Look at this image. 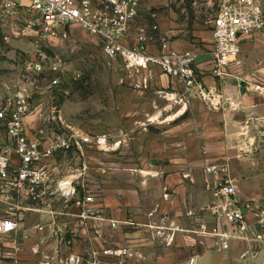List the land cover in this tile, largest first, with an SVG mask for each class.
Segmentation results:
<instances>
[{
    "label": "built area",
    "instance_id": "built-area-1",
    "mask_svg": "<svg viewBox=\"0 0 264 264\" xmlns=\"http://www.w3.org/2000/svg\"><path fill=\"white\" fill-rule=\"evenodd\" d=\"M139 12L140 0H0L2 40L27 39L33 49L20 83L0 101L4 136L0 144V202L7 207L0 214V235L23 230L26 215L22 211L35 214L32 228L44 249L39 252V264H148L132 247L108 244L99 225L90 239L98 245L83 252L74 249L75 241L85 234L87 222L107 220L110 228L119 224L102 216L95 197L85 189L84 165L55 168L49 163L59 152L83 154L82 146L91 139L69 128L52 136L42 131L28 134L26 118L32 95L56 88L65 73L61 56L48 55L45 49L65 34L67 26L77 25L99 39L107 64L119 62L130 72L143 71L145 82L158 71L178 84L183 94L189 96L195 90L214 106L196 66L201 53L194 47L174 48L163 34L159 44L152 45V33L158 27L140 23ZM210 26V72L212 77L223 79L227 68L237 62L240 43L252 34L264 33V7L259 0H218ZM250 89L264 94L260 84H252ZM206 169L210 172L215 167ZM205 182L210 197L196 233L212 237L215 247L225 251L232 241L244 243V253L264 244V205L240 201L227 179L222 183L207 178ZM185 264H195V257H189Z\"/></svg>",
    "mask_w": 264,
    "mask_h": 264
},
{
    "label": "rangeland",
    "instance_id": "rangeland-1",
    "mask_svg": "<svg viewBox=\"0 0 264 264\" xmlns=\"http://www.w3.org/2000/svg\"><path fill=\"white\" fill-rule=\"evenodd\" d=\"M217 2L140 0L138 21L158 27L152 33V45H158L160 34H163L171 41H184L203 53L206 70L199 78L205 90L210 85L219 87L225 81L240 83L238 77L251 85L264 86V33L252 34L245 39L249 43L243 45L240 55H251L253 59L242 64V72L239 73L240 68L234 62L227 68L226 77H212L208 55L211 47L210 19ZM259 2L264 7V0ZM162 24L165 30L159 29ZM45 51L48 55L61 56L65 73L56 88L32 95L31 110L26 118L28 134L42 131L52 136L69 128L88 135L91 142L82 146L83 154L59 152L55 160L62 166L84 165L86 170L82 180L85 189L103 204L110 216L115 217L117 199L121 204L128 199L133 203L138 202L141 190L137 184L145 179V167L158 168L165 158L168 159L167 164H172L169 156L175 158L177 152L182 154L187 147L192 148L189 146L194 136L192 134L198 130L192 126L194 117L190 113L179 117L181 100L164 92L170 89L169 83L168 87L163 83L146 87L142 71L130 72L119 62L107 64L101 53V41L77 25L67 26L65 34H60ZM32 53L29 40L14 38L6 43L0 36V101L18 86L21 72L25 63L32 58ZM42 83H46V80ZM191 94L205 106L206 103L210 104L207 99L198 96L195 90ZM185 119L191 125L184 129L181 123ZM3 140L0 124V144ZM196 150L198 152L200 149ZM199 152L203 155L202 150ZM200 160L204 162L202 180L205 182L208 178L223 183L225 177L220 169L214 166L215 170L208 172L205 169L207 162L202 157ZM170 171L165 174L167 180H178V174ZM4 209H7L6 205L0 202V214ZM125 212V220H120L122 222L111 234L122 246H130L135 231L123 223L129 217V213ZM21 213L26 214L23 211ZM26 215L27 226L20 234L0 235V264H39L41 261L40 253L36 252V245L30 239L31 234L22 235L25 230L31 232L32 217ZM136 232L142 235L144 231L139 227ZM152 243L161 254H171L160 245L158 239Z\"/></svg>",
    "mask_w": 264,
    "mask_h": 264
},
{
    "label": "crops",
    "instance_id": "crops-1",
    "mask_svg": "<svg viewBox=\"0 0 264 264\" xmlns=\"http://www.w3.org/2000/svg\"><path fill=\"white\" fill-rule=\"evenodd\" d=\"M161 28L165 30L166 27L162 24L159 29ZM170 42L177 49L191 47L178 39ZM248 43L243 40L240 51ZM204 59L203 53L200 54L196 64L202 74L206 70ZM252 59L251 55L239 53L236 65L240 68L239 73L242 72V64ZM142 76L145 79L146 74L143 71ZM238 82L240 83L225 81L219 87L210 85L209 93L214 106L207 103L205 106L200 100L194 99L193 94H183L178 84L158 71H155L152 79L145 82L146 87L155 83H163L168 87L169 83L170 89L164 92L181 100L179 117L188 116L190 113L194 117L192 126L198 128L197 133L193 131L192 134L194 136L189 144L192 148L187 147L182 154L177 152L175 158L169 156L172 164H167L168 159L165 158L158 168L145 167V179L137 184L141 190L138 202L133 203L128 199L121 204L117 199L114 209L116 216L112 217L103 204L96 200L102 209V216L106 219L119 221L120 224V220L126 218L125 210L129 213L127 221L123 223L130 225L135 231L130 247L140 252L148 264H185L193 256L195 264H264V244L259 245L254 252L244 253L246 245L240 241H232L229 250H219L212 237H200L195 231L198 219L205 217L204 212L200 215V210L210 197L202 180L204 162L200 157L207 162L205 169L216 166L225 179L231 181L240 201L254 200L264 205V94L251 90L250 82L239 77ZM217 102L220 104L216 106ZM187 120L181 123L184 129L191 125ZM197 148L202 150L203 155L200 150L197 152ZM49 163L55 168L61 166L56 163L55 156ZM168 171L178 174V180H167L165 174ZM26 214L32 217L31 232L27 233L25 230L24 233L31 234L33 245H36L38 252H42L43 244H38V236L32 228L36 215L30 212ZM119 224L110 228L107 220L87 222L85 234L75 241L74 249L83 252L98 245V242H90L94 235L93 229L98 225L102 238L108 244L122 246L111 234ZM25 226L26 217L23 228ZM139 227L144 231L142 235L136 232ZM154 239H158L160 245L171 254L165 255L157 251V246L152 243ZM50 246L47 244V249ZM184 251L186 252L182 253Z\"/></svg>",
    "mask_w": 264,
    "mask_h": 264
}]
</instances>
